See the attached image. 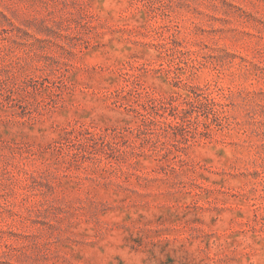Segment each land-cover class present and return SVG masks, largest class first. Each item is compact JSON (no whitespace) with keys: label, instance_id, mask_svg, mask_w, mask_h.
I'll return each instance as SVG.
<instances>
[{"label":"rangeland","instance_id":"rangeland-1","mask_svg":"<svg viewBox=\"0 0 264 264\" xmlns=\"http://www.w3.org/2000/svg\"><path fill=\"white\" fill-rule=\"evenodd\" d=\"M0 264H264V0H0Z\"/></svg>","mask_w":264,"mask_h":264}]
</instances>
